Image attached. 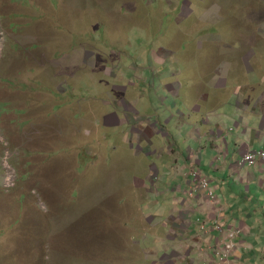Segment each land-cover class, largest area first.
Instances as JSON below:
<instances>
[{
	"label": "rangeland",
	"instance_id": "obj_1",
	"mask_svg": "<svg viewBox=\"0 0 264 264\" xmlns=\"http://www.w3.org/2000/svg\"><path fill=\"white\" fill-rule=\"evenodd\" d=\"M218 58L229 87L264 74V0H0V264L181 261L160 232L174 170L141 130L162 128L164 83L206 82Z\"/></svg>",
	"mask_w": 264,
	"mask_h": 264
},
{
	"label": "crops",
	"instance_id": "obj_2",
	"mask_svg": "<svg viewBox=\"0 0 264 264\" xmlns=\"http://www.w3.org/2000/svg\"><path fill=\"white\" fill-rule=\"evenodd\" d=\"M175 59L176 55L171 56L164 63L171 61L172 64ZM220 59L211 68L214 73L206 82L201 79L195 81L191 77L184 78L191 83L186 85L187 89L182 88L178 81L162 85L163 91L169 95L163 110L156 107L162 128L157 129L155 121L149 123L150 116L146 114L140 138L133 126L139 117L133 115V121H128L131 136L144 142L146 154L155 153L160 162L163 161L160 165L167 167L170 163L174 170L170 190L174 194L171 199L165 200L167 209L163 210L165 213L161 217L168 223L165 228H160V232L167 241L165 248L171 249L176 253L174 257L181 260L175 264H201L212 258L219 235L211 227L204 231L201 226L212 225L217 217L224 226L242 229L238 247L231 257L232 264H264V163L238 165L249 150H264V89H261L264 87V74L254 68L249 69L243 72L246 79L244 84H239L238 88L233 85L229 87L227 80L221 78L215 69L218 63L222 66ZM179 68L172 64L165 70L181 75L183 67ZM257 75L260 76L259 80L256 79ZM224 91H237V95L235 115L222 119L220 115L225 113V109L222 107L218 110L214 104ZM32 101L33 110L37 113L42 109L41 101ZM43 106L46 111L45 102ZM176 117L181 119L176 120ZM178 130H185L187 134L184 140L189 145L184 149L179 147L178 142L175 143L176 135L171 141L170 135ZM159 135L162 138L158 142ZM177 135L181 136L179 132ZM154 140L158 144L154 145ZM22 156L20 162L15 160L20 167L25 160ZM166 158L169 159L168 164ZM193 169L200 170L210 179L221 206L220 216L213 212L204 193L190 194L194 187L190 179ZM150 170H155L156 176H159L158 169ZM150 176L143 181L146 187H149V179L153 186L154 181ZM148 192H151L149 188Z\"/></svg>",
	"mask_w": 264,
	"mask_h": 264
},
{
	"label": "built area",
	"instance_id": "obj_3",
	"mask_svg": "<svg viewBox=\"0 0 264 264\" xmlns=\"http://www.w3.org/2000/svg\"><path fill=\"white\" fill-rule=\"evenodd\" d=\"M260 162L264 163V150H249L238 162V165L240 167L244 165L255 166ZM190 179L194 184L190 194L204 193L206 200L212 206L213 212L216 211L218 216H220L222 214L221 206H219V199L215 193V189L211 185L210 179L198 169L191 171ZM201 227L204 231H208L211 227L219 235L212 258L201 262V264H232L231 257L238 247V240L242 235V229L238 226H224L218 217L212 225L202 224Z\"/></svg>",
	"mask_w": 264,
	"mask_h": 264
}]
</instances>
